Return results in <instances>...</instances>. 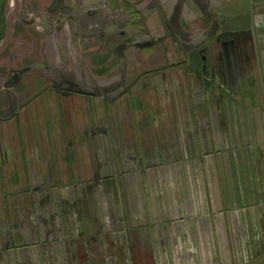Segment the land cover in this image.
Returning <instances> with one entry per match:
<instances>
[{"label":"crops","instance_id":"0c3cea01","mask_svg":"<svg viewBox=\"0 0 264 264\" xmlns=\"http://www.w3.org/2000/svg\"><path fill=\"white\" fill-rule=\"evenodd\" d=\"M52 1L0 52V264H264V0H64L42 35Z\"/></svg>","mask_w":264,"mask_h":264},{"label":"flooded vegetation","instance_id":"af4514ba","mask_svg":"<svg viewBox=\"0 0 264 264\" xmlns=\"http://www.w3.org/2000/svg\"><path fill=\"white\" fill-rule=\"evenodd\" d=\"M12 1L13 0H8V9H5V11H4L3 16L5 19V23H4L3 27H0V36H6V33H7V17L9 15V12L11 9ZM103 1H107V0H101L99 3H104ZM129 1L133 3V6H135L136 4H140L142 2H145L146 0H129ZM155 2H156L155 0H152L149 2L148 5L152 6ZM94 4L85 5L84 0H80V2H79L80 10H82V11H84L90 15V11H91L90 7H92ZM72 12H73V9L71 7L64 5V0H53L45 10L39 12L38 10L34 9V10H31L30 13L37 18V21H35V25L39 29L43 30L42 35H44V33H46V31H48V30L59 28V26H61L62 19L65 18V16L68 17V19L70 17V19L74 20L76 16ZM43 14H46V16H47V24L48 25L46 27H44L42 25L43 24V17H42ZM12 35H13V26H12ZM8 83L13 84L14 78H10L9 80H7V82H5L6 85ZM3 84L4 83H0V89L3 87Z\"/></svg>","mask_w":264,"mask_h":264},{"label":"water","instance_id":"95a60500","mask_svg":"<svg viewBox=\"0 0 264 264\" xmlns=\"http://www.w3.org/2000/svg\"><path fill=\"white\" fill-rule=\"evenodd\" d=\"M101 0H84V4L85 5H89V4H96V5H99L98 3L100 2ZM18 0H13L12 1V4H11V9H10V12H9V15L7 17V33H6V36H5V39H4V42L0 45V52H2L6 47L7 45L9 44L10 40H11V35H12V19H13V16L15 14V11L17 9V5H18ZM43 26L46 27L48 24H47V16L46 14H43Z\"/></svg>","mask_w":264,"mask_h":264},{"label":"rangeland","instance_id":"374dc122","mask_svg":"<svg viewBox=\"0 0 264 264\" xmlns=\"http://www.w3.org/2000/svg\"><path fill=\"white\" fill-rule=\"evenodd\" d=\"M6 1V3H8V0H5Z\"/></svg>","mask_w":264,"mask_h":264}]
</instances>
